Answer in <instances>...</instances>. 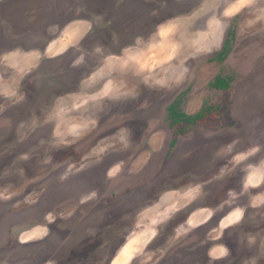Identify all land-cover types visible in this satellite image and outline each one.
<instances>
[{
  "label": "rangeland",
  "instance_id": "obj_1",
  "mask_svg": "<svg viewBox=\"0 0 264 264\" xmlns=\"http://www.w3.org/2000/svg\"><path fill=\"white\" fill-rule=\"evenodd\" d=\"M0 264H264V0H0Z\"/></svg>",
  "mask_w": 264,
  "mask_h": 264
},
{
  "label": "trees",
  "instance_id": "obj_2",
  "mask_svg": "<svg viewBox=\"0 0 264 264\" xmlns=\"http://www.w3.org/2000/svg\"><path fill=\"white\" fill-rule=\"evenodd\" d=\"M227 53V47L224 45L222 50L216 55V58H222ZM231 76L216 74L209 80L208 86L213 89L225 90L230 87ZM168 127L174 128L176 132L183 128L184 124H197L206 119V117L216 110V106L205 103L194 113H185L179 107L177 99L172 100L165 107Z\"/></svg>",
  "mask_w": 264,
  "mask_h": 264
},
{
  "label": "flooded vegetation",
  "instance_id": "obj_3",
  "mask_svg": "<svg viewBox=\"0 0 264 264\" xmlns=\"http://www.w3.org/2000/svg\"><path fill=\"white\" fill-rule=\"evenodd\" d=\"M216 90H217V89H216ZM169 103H170V102H169ZM169 103H167V104H169ZM167 104H166V105H167ZM165 107H166V106H165ZM164 109H165V108H164ZM165 118H166V110H165ZM166 120H167V119H166Z\"/></svg>",
  "mask_w": 264,
  "mask_h": 264
}]
</instances>
